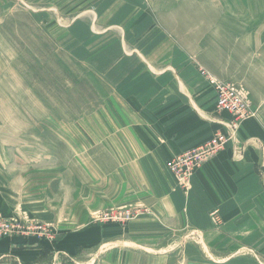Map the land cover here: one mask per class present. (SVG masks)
Returning <instances> with one entry per match:
<instances>
[{
    "label": "crops",
    "instance_id": "crops-1",
    "mask_svg": "<svg viewBox=\"0 0 264 264\" xmlns=\"http://www.w3.org/2000/svg\"><path fill=\"white\" fill-rule=\"evenodd\" d=\"M23 2L34 31L76 63L70 72L80 79L64 102L80 108L57 119L66 160L50 169L55 177L64 169L61 183L49 179L28 196L36 207L43 194L58 208L65 201L56 246L0 238V261L165 264L176 248L207 253L209 264L250 250L264 256V0ZM201 68L243 84L256 115L183 186L167 161L227 131L231 119L217 112ZM5 198L1 189L2 213ZM124 201L148 212L126 226L91 218Z\"/></svg>",
    "mask_w": 264,
    "mask_h": 264
},
{
    "label": "rangeland",
    "instance_id": "rangeland-1",
    "mask_svg": "<svg viewBox=\"0 0 264 264\" xmlns=\"http://www.w3.org/2000/svg\"><path fill=\"white\" fill-rule=\"evenodd\" d=\"M23 6V0H0V190L3 189L4 196L8 197L5 198L7 210L0 212V223L16 224L12 231L4 232L0 238L16 245L36 240L38 244L52 248L60 235L58 226L68 219L65 201L58 208L60 202L46 201V194L41 192L37 196L43 194L45 200L36 207L34 204L39 202L29 200L28 196L34 191L39 192L38 188L44 187L49 179L59 181L60 178V183L62 181L64 169L61 168V174L56 172V177V169H50L51 165L58 167L66 160L64 139L56 136L55 130L61 123L58 118L80 108L79 104L71 106L64 102L70 92L67 93L65 88L75 86L69 84L80 78L70 72L76 63L61 55V51H53L55 46L47 40V34L43 35V30V34L40 33L38 26L34 31L32 10H23ZM226 82L241 85L244 97L252 105L249 91L243 84ZM73 96L76 97V92ZM121 210H129L132 218L126 222L104 219L107 212ZM147 212L145 207L124 201L94 211L91 218L126 226ZM44 213L55 215V222L41 219L39 215ZM212 216L219 220L213 212ZM71 227H79V224ZM183 250L172 249L165 264H209L201 258L207 253L197 251L193 255L192 252L191 257L184 256ZM243 253L239 259L234 257L210 264H264V256L257 250ZM0 264L16 263L12 259L0 261Z\"/></svg>",
    "mask_w": 264,
    "mask_h": 264
},
{
    "label": "built area",
    "instance_id": "built-area-1",
    "mask_svg": "<svg viewBox=\"0 0 264 264\" xmlns=\"http://www.w3.org/2000/svg\"><path fill=\"white\" fill-rule=\"evenodd\" d=\"M202 69V73L208 78L217 90V112H228L231 119L226 123L227 131L218 130L209 140L195 146L183 153L171 157L167 161L169 170L175 175L178 181L187 186L194 172L209 158L224 149L230 139L237 135L240 124L250 117L256 115V110L244 97L241 85L217 80L213 74ZM213 215L218 217L217 211ZM102 219V217H100ZM132 218L129 210L119 212H107L104 219L119 220L126 222ZM99 220V219H97ZM16 227L14 222L0 223V235L4 232L8 234Z\"/></svg>",
    "mask_w": 264,
    "mask_h": 264
},
{
    "label": "bare ground",
    "instance_id": "bare-ground-1",
    "mask_svg": "<svg viewBox=\"0 0 264 264\" xmlns=\"http://www.w3.org/2000/svg\"><path fill=\"white\" fill-rule=\"evenodd\" d=\"M141 212V211H140Z\"/></svg>",
    "mask_w": 264,
    "mask_h": 264
}]
</instances>
